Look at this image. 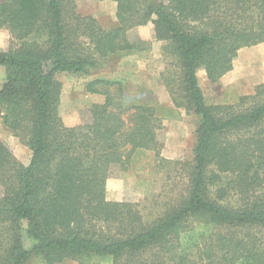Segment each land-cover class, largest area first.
Listing matches in <instances>:
<instances>
[{
    "label": "trees",
    "instance_id": "1",
    "mask_svg": "<svg viewBox=\"0 0 264 264\" xmlns=\"http://www.w3.org/2000/svg\"><path fill=\"white\" fill-rule=\"evenodd\" d=\"M116 3L104 29L76 0H0L5 80L0 119L31 152L19 161L0 138V264H264V83L209 104L199 72L218 84L238 53L264 44V0H101ZM153 25L173 108L133 98L119 78L85 93L104 98L88 121L65 125L61 73L91 76L152 44ZM179 109L198 119L190 161L163 159L159 135ZM153 153L176 167L161 214L108 199L114 168Z\"/></svg>",
    "mask_w": 264,
    "mask_h": 264
},
{
    "label": "rangeland",
    "instance_id": "2",
    "mask_svg": "<svg viewBox=\"0 0 264 264\" xmlns=\"http://www.w3.org/2000/svg\"><path fill=\"white\" fill-rule=\"evenodd\" d=\"M76 4L80 15L95 18L104 29H111L117 23V5L114 2L76 0ZM131 37L151 42V49L141 54L114 58L105 68L92 72L94 74L88 77L72 76L67 73L58 75V79L63 84L60 114L66 126L75 127L85 123L88 121L90 106L103 102V97L85 93L86 82L97 77L122 79L128 87V94L133 98L141 97L142 102L150 101L173 108L169 93L159 81V76L165 69L162 57L163 44L155 41L153 27L149 24L136 29ZM10 38L7 31H0V50L8 47ZM5 76V69L0 67V88ZM198 76L209 104L221 103L226 96L231 95L230 93L251 94L258 85L264 83V44L241 50L235 60L233 73L223 83L211 84L204 72H199ZM197 125V117L183 109L177 110L175 115L166 118L159 135L162 146L160 156L170 161L192 160ZM0 138L19 161L29 164L31 152L4 127L1 119ZM160 158L153 153L147 154L136 168L127 173L114 168L107 185L108 199L135 203L146 221L151 222L156 219L161 214L171 189L172 182L169 176H175L177 169L169 162H162ZM29 264H36V262L32 261ZM65 264L78 263L69 261Z\"/></svg>",
    "mask_w": 264,
    "mask_h": 264
},
{
    "label": "crops",
    "instance_id": "3",
    "mask_svg": "<svg viewBox=\"0 0 264 264\" xmlns=\"http://www.w3.org/2000/svg\"><path fill=\"white\" fill-rule=\"evenodd\" d=\"M150 27H153V25L152 24H150ZM153 31H154V28H153ZM155 39V38H154ZM153 40V39H152ZM156 41V40H155ZM233 73V71L232 72H230L229 74H227L220 82H225L227 79H229V77L231 76V74ZM204 75H205V73H204ZM206 76V75H205ZM199 82H200V77H199ZM201 85V84H200ZM168 159V158H167Z\"/></svg>",
    "mask_w": 264,
    "mask_h": 264
}]
</instances>
